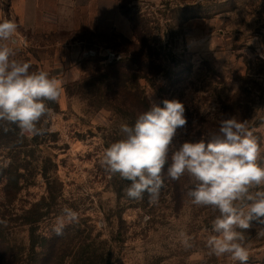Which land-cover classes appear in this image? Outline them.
Masks as SVG:
<instances>
[{
	"label": "rangeland",
	"instance_id": "1",
	"mask_svg": "<svg viewBox=\"0 0 264 264\" xmlns=\"http://www.w3.org/2000/svg\"><path fill=\"white\" fill-rule=\"evenodd\" d=\"M0 18L18 24L15 58L48 71L63 88L48 120L56 142L34 153L55 164L50 179L35 164L10 207L0 180L4 254L16 264L45 257L47 264H239L210 254L206 240L218 213L191 203L187 175L164 178L159 203L150 205L146 195L128 199L130 182L109 178L99 160L122 138L120 124L133 125L140 114L123 85L149 105L184 104L179 142L205 138L221 118L246 121L264 165V0H0ZM141 72L148 78H137ZM64 208L79 219L65 222L58 236ZM257 227L244 232L247 264H264ZM181 232L191 247L180 243Z\"/></svg>",
	"mask_w": 264,
	"mask_h": 264
},
{
	"label": "clouds",
	"instance_id": "2",
	"mask_svg": "<svg viewBox=\"0 0 264 264\" xmlns=\"http://www.w3.org/2000/svg\"><path fill=\"white\" fill-rule=\"evenodd\" d=\"M17 31L15 20L0 18V124L5 132L18 129L21 136H41L53 116L47 102H58L63 88L48 71L31 70L29 62L15 58ZM162 105L150 101L133 125L121 123L122 138L103 150L100 167L109 178L119 175L130 182L124 189L128 199L141 201L146 195L150 205L159 203L166 187L165 169L173 181L187 175L191 203L218 213L211 224L215 234L206 240L210 254L247 264L244 232L255 222L258 235L264 236V165L258 163L257 138L246 121L233 116L221 118L205 138L179 142L178 130H186L188 123L185 106L175 99H164ZM78 219L76 211L64 208L56 235L63 234L65 222ZM179 235L180 243L191 247V238Z\"/></svg>",
	"mask_w": 264,
	"mask_h": 264
},
{
	"label": "trees",
	"instance_id": "3",
	"mask_svg": "<svg viewBox=\"0 0 264 264\" xmlns=\"http://www.w3.org/2000/svg\"><path fill=\"white\" fill-rule=\"evenodd\" d=\"M139 58L141 62L145 61L146 54L142 53L139 55ZM131 61L130 59L128 60ZM125 63V62H124ZM119 63V65L122 64V71L126 69L123 64ZM126 66V65H125ZM139 74L137 78L139 79H147L149 74L143 73ZM120 91H124V96L126 98L133 99L136 97L137 102L140 104L138 106V111L140 114L148 109L150 106L147 99H142L138 94H131L128 92H125V87L119 86ZM122 89V90H121ZM48 106L53 110L56 107V102L48 101ZM163 106V105H162ZM136 120V119H135ZM46 128V132L44 135L41 136H21L19 134V130H10L8 132H5L3 130L4 125L0 124V152L4 153L3 158L0 160V180H5L3 191L5 193L6 198H8L7 206H12V202L15 201L16 194L18 193L20 189V181L25 180L26 175L24 172L28 171L31 167H33L35 164L38 168H40L41 176L50 179L51 176L49 175L50 169L54 167V163L52 162L51 158H35V152L36 151H43L44 147H50L51 143L56 142L55 140V134L50 131V123L47 122L46 125H44ZM29 152V153H28ZM166 169L164 178H166ZM10 204V205H9ZM3 204L0 205V221H3V215L1 213V209ZM5 213V212H4ZM5 221V220H4ZM38 223L37 220H33L32 222L26 223L27 225H36ZM1 227V223H0ZM36 228H32L31 233L33 235V232ZM1 237V236H0ZM2 238V237H1ZM34 247V246H33ZM4 244L0 240V264H16V261L18 258H12L11 256H6L4 254ZM45 249V248H44ZM50 252L53 251V247L50 246ZM49 252V251H48ZM48 252H46L48 254ZM43 256H50L49 254L46 255L45 251L40 253ZM47 257L44 259H38L36 261V264H47L43 263L46 260Z\"/></svg>",
	"mask_w": 264,
	"mask_h": 264
},
{
	"label": "built area",
	"instance_id": "4",
	"mask_svg": "<svg viewBox=\"0 0 264 264\" xmlns=\"http://www.w3.org/2000/svg\"><path fill=\"white\" fill-rule=\"evenodd\" d=\"M261 37H262V40L264 42V30L261 33ZM258 56L260 57V59L262 61H264V45L261 46V47H259V49H258Z\"/></svg>",
	"mask_w": 264,
	"mask_h": 264
}]
</instances>
